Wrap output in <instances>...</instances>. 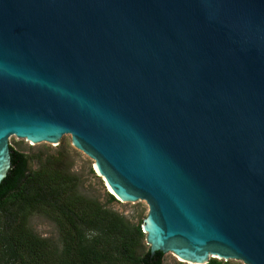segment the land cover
Segmentation results:
<instances>
[{
  "label": "water",
  "instance_id": "1",
  "mask_svg": "<svg viewBox=\"0 0 264 264\" xmlns=\"http://www.w3.org/2000/svg\"><path fill=\"white\" fill-rule=\"evenodd\" d=\"M61 137L162 264H264V0H0V182Z\"/></svg>",
  "mask_w": 264,
  "mask_h": 264
},
{
  "label": "trees",
  "instance_id": "2",
  "mask_svg": "<svg viewBox=\"0 0 264 264\" xmlns=\"http://www.w3.org/2000/svg\"><path fill=\"white\" fill-rule=\"evenodd\" d=\"M10 149L11 166L0 182V264H162L163 253L151 254L144 242L142 219L129 221L78 193L74 175L32 169L26 154ZM32 211L56 223L59 244L27 227Z\"/></svg>",
  "mask_w": 264,
  "mask_h": 264
},
{
  "label": "rangeland",
  "instance_id": "3",
  "mask_svg": "<svg viewBox=\"0 0 264 264\" xmlns=\"http://www.w3.org/2000/svg\"><path fill=\"white\" fill-rule=\"evenodd\" d=\"M23 153L28 156L32 169L41 168L47 171H63L76 178L75 190L87 197L95 199L105 207L124 215L129 221L135 223L146 214L147 206L136 211L134 203L116 200L108 201L107 194L110 189L93 167V160L78 149H75L70 138L61 137L58 144L40 142L32 144L22 139ZM27 227L43 238L54 240L59 244L58 227L56 223L39 211H32L27 217ZM147 246V245H146ZM175 264H186L170 253ZM223 261L221 259H217ZM232 264H243L240 261H229Z\"/></svg>",
  "mask_w": 264,
  "mask_h": 264
},
{
  "label": "bare ground",
  "instance_id": "4",
  "mask_svg": "<svg viewBox=\"0 0 264 264\" xmlns=\"http://www.w3.org/2000/svg\"><path fill=\"white\" fill-rule=\"evenodd\" d=\"M107 185V184H106ZM107 187L109 188V186L107 185ZM110 189V188H109ZM109 191H111V190H109Z\"/></svg>",
  "mask_w": 264,
  "mask_h": 264
}]
</instances>
